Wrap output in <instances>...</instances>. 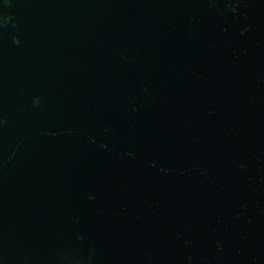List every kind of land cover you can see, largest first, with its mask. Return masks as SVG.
<instances>
[{
    "label": "water",
    "instance_id": "water-1",
    "mask_svg": "<svg viewBox=\"0 0 264 264\" xmlns=\"http://www.w3.org/2000/svg\"><path fill=\"white\" fill-rule=\"evenodd\" d=\"M0 264H264V0H0Z\"/></svg>",
    "mask_w": 264,
    "mask_h": 264
}]
</instances>
